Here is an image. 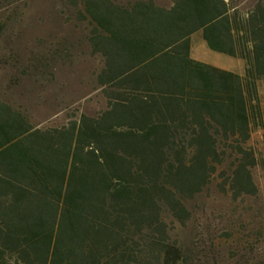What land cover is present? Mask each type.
Returning a JSON list of instances; mask_svg holds the SVG:
<instances>
[{
	"label": "trees",
	"instance_id": "1",
	"mask_svg": "<svg viewBox=\"0 0 264 264\" xmlns=\"http://www.w3.org/2000/svg\"><path fill=\"white\" fill-rule=\"evenodd\" d=\"M79 1L104 60L99 83L124 86L97 116L62 127L0 98V264H184L165 211L186 225L185 202L229 158L234 197L259 191L247 144L262 120L264 5ZM198 32L244 60L245 75L194 60Z\"/></svg>",
	"mask_w": 264,
	"mask_h": 264
},
{
	"label": "rangeland",
	"instance_id": "2",
	"mask_svg": "<svg viewBox=\"0 0 264 264\" xmlns=\"http://www.w3.org/2000/svg\"><path fill=\"white\" fill-rule=\"evenodd\" d=\"M153 1L165 8L173 4V0ZM257 1L235 0L234 5L244 10ZM82 10L79 0H0V98L39 127H62L83 114L97 116L124 86L99 83L104 60L90 44L92 28L80 15ZM191 44L194 59H215L199 35ZM234 64L230 66L238 68ZM261 113L247 144L258 158L251 170L258 194L234 197L227 184L235 160L229 158L210 184L185 202L190 213L186 225L164 212L170 241L181 248L184 264H264L263 90Z\"/></svg>",
	"mask_w": 264,
	"mask_h": 264
},
{
	"label": "crops",
	"instance_id": "3",
	"mask_svg": "<svg viewBox=\"0 0 264 264\" xmlns=\"http://www.w3.org/2000/svg\"><path fill=\"white\" fill-rule=\"evenodd\" d=\"M257 2H260L262 5H264V1L263 2L257 1ZM196 35H199L201 37L202 44L209 50V52L211 53V56L215 57V59L213 61H211V62H204V61L196 60V59H194L192 57L194 60H196L198 62H201L203 64H207V65L213 66L215 68L221 69V70L226 71V72L234 73V74L239 75L241 77H243L245 75L246 64H245L244 60H242L240 58L230 57V56H227L225 54L212 51L208 47L207 43L205 42V40L203 38V33L202 32H198L194 36H196ZM194 36H192V38ZM191 47H192V44H191ZM223 63H225V64L223 65ZM233 63H235L236 66H238V68L234 69L232 66H230V64H233ZM260 101H261V91H260Z\"/></svg>",
	"mask_w": 264,
	"mask_h": 264
}]
</instances>
